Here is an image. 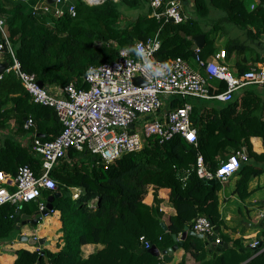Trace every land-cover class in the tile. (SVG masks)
Here are the masks:
<instances>
[{"label": "trees", "instance_id": "trees-1", "mask_svg": "<svg viewBox=\"0 0 264 264\" xmlns=\"http://www.w3.org/2000/svg\"><path fill=\"white\" fill-rule=\"evenodd\" d=\"M34 1L0 0V18L21 69L35 75L45 88H61L69 83L87 88L82 76L88 66L111 61L119 49L156 33L160 41L156 58L161 62L193 59L191 37L198 34L205 38L200 56L208 58L214 52L213 33L220 31L222 23L241 30L252 41L262 43L264 38V0H192L190 13L186 8L188 1L182 0V4L187 3L183 10L189 17L179 24L156 20L151 15L150 0H106L99 5L74 0V17H56L52 10L31 11L29 5ZM213 13L217 16L212 17ZM0 41L4 42L1 30ZM247 47L237 38L225 46L226 53ZM263 58L256 56L255 61ZM1 63L6 67L13 63L7 48ZM246 70L248 67L242 65L237 72ZM217 86L225 89L223 82ZM186 102L192 105L190 120L196 131V145L179 135L162 143L151 137L139 152L126 154L109 165L89 151L70 149L51 169L56 189L42 190L41 199L46 202L55 191L61 195L52 200V210L34 225L37 230L46 217L58 212L60 235L53 244L38 233L34 238L43 239L42 243L19 240L22 247L7 249L15 256L12 264H161V259L148 253L145 242L162 251L174 244L173 234L182 233L183 250L196 260L204 258L209 251L188 231H193L197 217H205L218 226L217 190L221 181L200 177L197 158L201 157L205 168L214 173L225 156L244 154L236 171L239 178L235 193L240 199L248 196L249 181L264 174V153L253 152L249 140L260 137L264 145V84L243 88L227 103L172 98L167 109ZM28 117L34 121L30 130L23 127ZM10 120H14L19 133L35 132L42 141L53 139L61 130L54 110L33 103L14 72L4 73L0 79V129H6ZM29 146L21 148L5 136L0 145V171L14 176L20 166L28 165L38 175L40 160ZM91 157L95 159L92 161ZM150 186L153 191L149 192ZM69 188L79 190L76 198ZM163 200L175 210L168 218L167 231L160 226L159 204ZM34 204L38 213L37 203ZM0 211V229L5 235L12 228L16 210L5 204ZM10 214L13 218H9ZM28 236L33 237L31 233ZM84 244H101L102 248L82 258L80 248ZM258 244L251 247L252 257L245 264H264V238ZM235 249H227L213 262L210 259L204 264H238L249 258L242 249Z\"/></svg>", "mask_w": 264, "mask_h": 264}, {"label": "built area", "instance_id": "built-area-1", "mask_svg": "<svg viewBox=\"0 0 264 264\" xmlns=\"http://www.w3.org/2000/svg\"><path fill=\"white\" fill-rule=\"evenodd\" d=\"M14 1L27 3V0ZM81 1L87 5H99L106 0ZM110 1L118 3L120 0ZM149 6L151 15L158 21L179 24L189 17L183 10L182 0H150ZM29 7L31 11L52 10L56 17H74L76 14L74 0H55L53 4L35 0ZM0 30L4 37V42L0 41V61L5 48L13 59V63L0 73V79L4 73L14 72L30 100L53 109L61 125L59 134L46 141L29 131L33 153L40 160L38 175L28 165L20 166L14 176L0 171V206L10 204L15 210L29 202L37 203L39 214L46 209L41 191L56 189V182L50 176L51 169L70 149L89 151L99 161L109 165L126 154L139 152L151 137L158 138L162 143L179 135L196 145V131L190 120L192 105L186 102L167 109L170 99L192 97L227 103L243 88L264 84V58L240 74L231 73L226 64L218 62L225 57L223 50L215 53L214 59H203L200 49L195 48V68L181 58L161 62L156 58L160 47L156 33L144 41L119 49L111 61L88 66L82 76L87 88H76L72 83L61 88L40 87L35 75L23 71L14 58L2 18ZM138 46L143 52L138 50ZM163 64L168 67H163ZM136 77L144 85L134 84ZM216 82H223L225 89L220 90ZM130 124L132 129H129ZM23 127L26 130L34 127L32 117L25 120ZM244 158V154L236 152L221 161L216 171L211 173L205 168L202 158L198 157L197 173L200 177H214L224 182L238 170L240 160ZM78 194L79 190L72 197L76 198ZM261 222L264 226V215ZM192 230L201 235H214L213 224L205 217H197ZM214 242L220 244L221 240L216 237ZM256 246H260L257 241L251 244L253 248ZM145 247L150 245L145 242Z\"/></svg>", "mask_w": 264, "mask_h": 264}, {"label": "crops", "instance_id": "crops-1", "mask_svg": "<svg viewBox=\"0 0 264 264\" xmlns=\"http://www.w3.org/2000/svg\"><path fill=\"white\" fill-rule=\"evenodd\" d=\"M187 1L188 4L184 1L183 7L187 4L188 7L186 8L190 13L193 1ZM186 8L184 7V10ZM235 29L236 28H230L232 34H235L236 36H232L230 34L231 36H228L227 42L232 38H237L248 47L245 50L231 51L229 53H226L225 46L227 42L225 43V45H221V38H219V45L216 44L215 40L214 52L208 58H206L214 59L213 57L215 53L223 50L225 52V57L223 60L218 59V62H223L224 64H226L228 69L230 67H233V74L237 72L239 66L243 65L250 68L255 63H257L255 61L256 56L258 58L264 57L263 42L258 43V41L247 39L244 32L240 30V32L237 34L236 32H234ZM213 35L217 37L218 32H214ZM187 62L194 68L196 67L193 59ZM215 84H217V82ZM16 128L17 127L14 124V120H10L9 126L6 129H0V145L4 141L5 136H8L16 143H18L21 148L28 149V147H31L29 146L31 145L30 134L19 133ZM249 140L253 152H255L256 154L264 153V145L260 137H250ZM226 158L227 156H225L223 159ZM216 159H220L219 155L216 156ZM238 178L239 175L234 172L226 179V181L219 182V188L217 190V211L219 217L218 226H213L217 228L216 237L220 238L221 243L216 245H218L221 250L215 252L214 254V251L208 249L205 245L206 240L204 238H199L201 240L203 249L209 251L208 253L205 252L204 258H199L198 260H196L190 253H186L183 250V247H181L173 253L172 260L167 264H178L180 261H182V259L184 260V264H204V262L210 259H212L213 262L215 258L219 257L222 253L230 248H237L235 249L236 252H239V249H242V253L250 255L248 259L241 261L238 264H245L252 257L251 254L253 250L251 248V244L256 241L261 243L262 239L264 238V235L262 233L264 230V226L261 222L264 215V174H260L259 176H256L249 181L247 187L248 196L244 199H240L237 193H235V184ZM69 190L72 195H75L77 193V189L75 188H69ZM148 191H153L151 186L148 187ZM34 206L35 204L21 205V207L16 210L15 217L17 213H20V215H25V218L21 219V221H25V219H40L43 215L35 212ZM159 210L161 212V222H163L167 226L169 216L175 214L174 207L169 201L163 200L159 204ZM9 218H13V215L10 214ZM14 219L12 228L5 235L0 229V264H12L15 256L12 251L7 249L22 247V243L19 242V237L22 235L28 236L31 233L32 236L35 237L38 233V235L40 236L48 237L52 244L54 243L53 241H55L56 238L60 235L58 231V229L60 228V223L58 221V212H55L51 217H46V219L43 220V225H41V227L37 229L38 232L34 228L35 224H24L20 226L19 230H16ZM184 238V233L178 235L179 240H184ZM224 244H226V247H224ZM101 248V244H84L80 248L81 257L87 258L90 254ZM158 258L163 261L161 257Z\"/></svg>", "mask_w": 264, "mask_h": 264}, {"label": "water", "instance_id": "water-1", "mask_svg": "<svg viewBox=\"0 0 264 264\" xmlns=\"http://www.w3.org/2000/svg\"><path fill=\"white\" fill-rule=\"evenodd\" d=\"M48 4H53L55 0H46ZM191 40L193 41V45L191 47L192 50H194L195 48H199L201 49L204 44H205V40H204V35L203 34H198V35H194L191 37ZM6 67V64L5 63H1L0 62V73L2 72V70H4ZM38 85L40 87H43V83L41 81H37ZM133 83L134 84H141V85H144V82L142 80H140L139 78H134L133 79ZM129 129H132V125L130 124L129 125ZM245 152V151H244ZM95 159V157H91V160L93 161ZM210 183H213V180L210 181ZM61 195L60 192H53V194L51 196H49L47 199H46V209L42 212H40L41 215H46L49 211L52 210L53 206H52V200L56 197H59ZM25 218V215H20V213H17L15 219H14V224H15V229L16 230H19L20 229V226L21 225H24V224H36L37 221L39 220L38 218L37 219H33V220H29V219H25V221H21V219H24ZM160 226L161 228L164 230V231H167V226L161 222L160 223ZM185 230H187V228H185ZM213 231H214V235L213 236H207V235H201V234H197V233H194L193 231H188V234L189 235H193L197 238H204L206 240L205 242V245L207 246L208 249L210 250H213L214 251V254L215 252L221 250V248L214 244V240L216 238V235H217V228L213 226ZM185 235V233H184ZM172 239L174 241V244L165 249V250H162V251H159L157 249V247L155 245H151L149 248H148V253L151 254L152 256L154 257H161L163 259L162 263L161 264H167L169 263L171 260H172V257H173V253L183 247V239L182 240H179L178 239V236L173 234L172 235ZM19 240L21 241H26L28 242L29 244H36L37 241L39 243H42L43 242V239H38L36 240L34 237H29V236H26V235H22L19 237ZM224 247H226V244H224ZM36 264H39V262H37Z\"/></svg>", "mask_w": 264, "mask_h": 264}, {"label": "rangeland", "instance_id": "rangeland-1", "mask_svg": "<svg viewBox=\"0 0 264 264\" xmlns=\"http://www.w3.org/2000/svg\"><path fill=\"white\" fill-rule=\"evenodd\" d=\"M192 1V0H191ZM244 1H246V2H248L249 0H244ZM209 16V15H208ZM216 17L217 16V14H215V13H213V16L212 17ZM230 28H234L232 25H230V24H228V23H226V24H221V28H220V31L218 32V35H217V37L215 36V35H213V37H214V41L216 40V44L217 45H219V43H218V39L219 38H221V41H220V43H221V45H225V43L227 42V40H228V36H236L235 34H232V31L230 30ZM239 30V29H238ZM238 30H236L235 29V31L234 32H236L237 34L240 32V30L238 31ZM231 34V35H230ZM231 66V65H230ZM229 70L233 73L234 71H233V67H230L229 68ZM201 102H205V101H201ZM115 163V162H114ZM28 205H33L34 204V202H29V203H27ZM263 229H264V227H263Z\"/></svg>", "mask_w": 264, "mask_h": 264}, {"label": "clouds", "instance_id": "clouds-1", "mask_svg": "<svg viewBox=\"0 0 264 264\" xmlns=\"http://www.w3.org/2000/svg\"><path fill=\"white\" fill-rule=\"evenodd\" d=\"M138 50L141 51V52H143V49H140L139 46H138ZM163 67H166V68H167L168 65H167V64H163ZM161 74H162V73H161Z\"/></svg>", "mask_w": 264, "mask_h": 264}, {"label": "snow or ice", "instance_id": "snow-or-ice-1", "mask_svg": "<svg viewBox=\"0 0 264 264\" xmlns=\"http://www.w3.org/2000/svg\"><path fill=\"white\" fill-rule=\"evenodd\" d=\"M189 138L191 139V136H189Z\"/></svg>", "mask_w": 264, "mask_h": 264}]
</instances>
